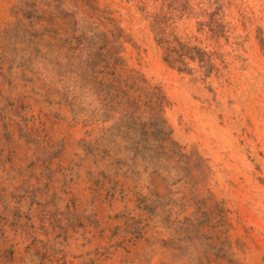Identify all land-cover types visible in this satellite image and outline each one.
<instances>
[{"label": "rangeland", "instance_id": "374dc122", "mask_svg": "<svg viewBox=\"0 0 264 264\" xmlns=\"http://www.w3.org/2000/svg\"><path fill=\"white\" fill-rule=\"evenodd\" d=\"M0 264H264V0H0Z\"/></svg>", "mask_w": 264, "mask_h": 264}, {"label": "trees", "instance_id": "16d2710c", "mask_svg": "<svg viewBox=\"0 0 264 264\" xmlns=\"http://www.w3.org/2000/svg\"><path fill=\"white\" fill-rule=\"evenodd\" d=\"M33 60H34V59L31 57V61H32V62H33Z\"/></svg>", "mask_w": 264, "mask_h": 264}]
</instances>
